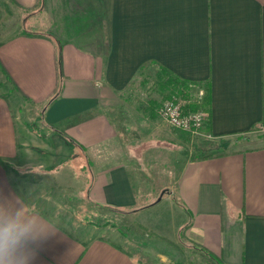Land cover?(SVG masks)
<instances>
[{
    "label": "crops",
    "instance_id": "obj_1",
    "mask_svg": "<svg viewBox=\"0 0 264 264\" xmlns=\"http://www.w3.org/2000/svg\"><path fill=\"white\" fill-rule=\"evenodd\" d=\"M13 1L25 11L38 2ZM90 3L101 9L104 46L29 37L23 30L32 22L18 12L16 33L0 45V64L24 96L45 106V123L89 163L84 185L85 171H73L56 186L93 207L135 210L157 235L173 243L185 238L221 264H264V146L232 140L264 132V0ZM151 65L208 87L201 136L219 151L206 158L189 150L190 140L159 114L131 106L125 97ZM20 129L25 133L0 93V162L17 169L39 161L19 142ZM59 166L57 175L69 169L66 161ZM21 179L0 164V201L22 200L55 229L32 264H155L123 237L103 236L92 225L75 229L65 210L58 223L45 209L54 201L22 191Z\"/></svg>",
    "mask_w": 264,
    "mask_h": 264
},
{
    "label": "rangeland",
    "instance_id": "obj_2",
    "mask_svg": "<svg viewBox=\"0 0 264 264\" xmlns=\"http://www.w3.org/2000/svg\"><path fill=\"white\" fill-rule=\"evenodd\" d=\"M90 2L91 0H38L32 10L25 11L13 0H0V45L16 33L18 23L15 20L18 12L24 17L27 16L26 21L30 19L29 22H32L31 26L24 28L23 33L46 34L57 43L72 41L91 48L104 46L101 9L99 5L91 6ZM166 72L161 68L156 72L152 65L145 67L137 77L139 80H136L135 88L125 97L131 106L141 110L148 109L158 114L160 106L166 100L178 99L184 103L183 100L176 98L177 94L171 95L170 87L163 84L168 76L163 75ZM206 88V85L194 86L191 101L198 102V105L203 107L201 102L207 95ZM200 90L204 92L202 98L199 96ZM0 93L11 101L18 127L25 129V133L19 130V142L26 141L29 144L30 153L41 161L40 164L38 161V164L19 169L2 161L4 167L22 178V191L27 192L33 189L35 192L38 191V194H34L35 196L39 195L44 200L54 201V203H48L50 208L45 209L53 212L50 214L55 221L58 223L64 221L61 212L65 210L66 215L73 220L75 229L80 225H92L100 229L103 236L111 239L123 237L130 244L131 249L145 251L148 261L154 260L155 264H221L218 258L213 259L208 251L185 238L171 244L163 240L155 232L140 224L135 210L93 207L86 199L79 201L77 197L74 198L73 190L70 188L57 187L56 184L68 180L73 175V171H85L81 173L82 185H84L89 169L86 156L81 155L78 148L74 147L64 134L45 123V106H37L25 97L5 76L1 68ZM202 111L208 112L204 109ZM203 130L198 134L182 131L179 134L190 140L189 150L194 148L195 152L201 156L215 154L219 151L215 148L217 144L213 141L212 143L207 137H202ZM232 140L244 148L262 147L264 132L257 130ZM62 143L68 144L69 152L66 147L60 145ZM65 161L69 169L65 168L57 175L61 171L60 163ZM60 175H62V181L58 179ZM53 205H58L59 208H54ZM70 205L73 207L71 208Z\"/></svg>",
    "mask_w": 264,
    "mask_h": 264
},
{
    "label": "clouds",
    "instance_id": "obj_3",
    "mask_svg": "<svg viewBox=\"0 0 264 264\" xmlns=\"http://www.w3.org/2000/svg\"><path fill=\"white\" fill-rule=\"evenodd\" d=\"M55 229L18 199L0 201V264H32L41 241Z\"/></svg>",
    "mask_w": 264,
    "mask_h": 264
},
{
    "label": "built area",
    "instance_id": "obj_4",
    "mask_svg": "<svg viewBox=\"0 0 264 264\" xmlns=\"http://www.w3.org/2000/svg\"><path fill=\"white\" fill-rule=\"evenodd\" d=\"M204 92L199 91L202 98ZM185 104L178 99L166 100L158 110L159 116L165 120L170 127L191 134L200 133L206 126L208 112L206 111H187L184 110Z\"/></svg>",
    "mask_w": 264,
    "mask_h": 264
},
{
    "label": "trees",
    "instance_id": "obj_5",
    "mask_svg": "<svg viewBox=\"0 0 264 264\" xmlns=\"http://www.w3.org/2000/svg\"><path fill=\"white\" fill-rule=\"evenodd\" d=\"M24 34L29 36V37H42L43 36L42 34H38V33H24ZM0 68L3 71V73L5 74V76L14 84L16 89H18L21 92V90L18 88V86L15 84L13 79L10 77L8 72L4 69V67L1 64H0ZM163 70H165V69H163ZM165 71H167V70H165ZM165 74H166V76L167 75L168 76H167V79L163 82V84L165 83L166 87H170L171 95L174 96L175 94H177L178 96L176 95L177 96L176 98H179V99L184 101V103H185V107H184L185 112H187V111H199V110H202V109L209 111L210 94H209V91H208V87L206 88L207 95H206L205 98L202 99L203 102H201L203 107H201V106L198 105L199 104L198 102H192L191 101L192 92L194 90V86L202 87L201 85L192 84L190 82L182 80L179 77L174 76L170 72H166L163 75H165ZM59 91H60V88H59L58 92L56 93V95L53 96V98L51 99V102L53 100H55V98L58 96ZM68 140H69L70 143L74 144V142L71 141L69 138H68ZM205 157L207 158V157H210V156H205ZM0 164L4 166L3 162H0ZM159 237L162 238L163 240H166L170 244L173 243V242L167 240L166 238H163L161 236H159ZM203 250L208 251L205 248H203ZM208 253L211 255V257L213 259H217V257L212 252L208 251Z\"/></svg>",
    "mask_w": 264,
    "mask_h": 264
}]
</instances>
